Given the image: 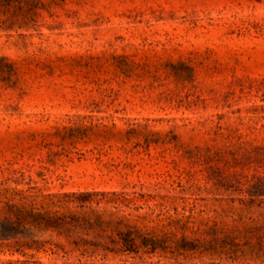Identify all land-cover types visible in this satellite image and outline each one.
Instances as JSON below:
<instances>
[{"label": "rangeland", "instance_id": "rangeland-1", "mask_svg": "<svg viewBox=\"0 0 264 264\" xmlns=\"http://www.w3.org/2000/svg\"><path fill=\"white\" fill-rule=\"evenodd\" d=\"M260 178L264 0H0V264H264Z\"/></svg>", "mask_w": 264, "mask_h": 264}, {"label": "trees", "instance_id": "trees-1", "mask_svg": "<svg viewBox=\"0 0 264 264\" xmlns=\"http://www.w3.org/2000/svg\"><path fill=\"white\" fill-rule=\"evenodd\" d=\"M253 188H257L260 190L264 191V178L258 179ZM10 208L13 211V215L16 218V223L21 224V220L25 219H31L32 223L35 225H40L41 223H47L49 221H54V222H61L63 221L64 217H51L49 213H40V212H34L33 210H27L25 208H18L16 206L10 205ZM121 237L122 241V246L126 251L129 252H136L139 248V246L136 245V238L132 236V233L128 232L126 234H119ZM169 241V240H168ZM167 240L161 241L157 240L153 237H147L143 236L142 237V242H141V247L147 249L150 252H155L157 250H161L162 252H165L167 250H180V249H185L187 247L188 243L184 239H181L180 241L177 242H168ZM170 243V244H169ZM57 247V246H56ZM58 248V247H57ZM66 254V252H64Z\"/></svg>", "mask_w": 264, "mask_h": 264}]
</instances>
